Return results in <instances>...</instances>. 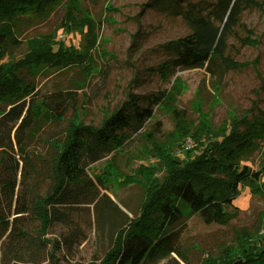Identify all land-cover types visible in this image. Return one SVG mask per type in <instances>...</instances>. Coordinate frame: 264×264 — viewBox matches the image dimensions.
<instances>
[{"label":"trees","instance_id":"1","mask_svg":"<svg viewBox=\"0 0 264 264\" xmlns=\"http://www.w3.org/2000/svg\"><path fill=\"white\" fill-rule=\"evenodd\" d=\"M263 6L264 0H213L206 14L189 6L182 14L190 31L164 44L172 58L159 67L162 74L168 77L177 68H203L212 76L224 77L237 68L226 53L230 35L238 25L244 26L242 13ZM60 7L64 13L59 29L82 24L70 0H0V245L28 240L35 220L44 236L53 223L70 225L82 205L94 206L100 228L107 210L126 216L101 188L107 189V183L91 174L90 167L109 153L122 151L153 116L152 108L140 106L132 95L100 126L70 118L57 131L47 132L48 125L64 122L67 106L76 102L78 90L94 76L76 58L82 51L71 53L74 57L65 54L58 30L26 33ZM86 22L90 27L89 18ZM242 42L252 44L249 38ZM14 48L24 49L16 56ZM42 67L77 71L67 86L57 82L43 93L24 75L25 71L35 75ZM156 96H150L153 104L164 98ZM261 115L237 120L229 129L205 126L202 133L188 132L186 138L194 147L184 146L181 154H169L162 166L152 169L153 175L143 183L139 213L114 229L111 246L101 259L62 263L56 254L59 245L53 242L50 264H158L184 259L178 227L188 212L199 214L208 224L227 225L239 214L235 200L242 186L252 190L264 186V162L255 169L244 160L259 144L257 139L264 140ZM40 143L45 151L39 149ZM205 261L264 264V234L238 230L234 242L209 253Z\"/></svg>","mask_w":264,"mask_h":264},{"label":"rangeland","instance_id":"2","mask_svg":"<svg viewBox=\"0 0 264 264\" xmlns=\"http://www.w3.org/2000/svg\"><path fill=\"white\" fill-rule=\"evenodd\" d=\"M70 1L77 17H82L81 25L59 29L64 13L60 7L46 22L26 30L28 36L58 30L65 54L74 57L71 53L82 51L76 58L94 75L78 90L76 102L67 106L64 122L48 125L47 132L57 131L70 118L100 126L132 95L140 106H150L153 116L122 151H113L90 167L91 174L107 183V189L101 188L126 216L107 210L100 228L94 206L82 205L70 225L53 223L45 236L39 221L30 218V238L15 246L1 244L0 264H14L18 257V264H50L53 242L59 245L56 254L62 263L101 259L111 246L114 229L139 213L143 183L153 175L152 169L162 166L169 154H181L184 146L194 147L186 138L188 132L202 133L205 126L229 129L237 120L264 117V6L243 12L240 22L244 26L238 25L228 39L226 54L237 68L222 78L203 68H177L166 77L159 67L172 55L164 44L190 31L182 13L192 6L206 14L213 0H160L155 4L152 0ZM246 38L252 44H243ZM23 49L14 48V55H21ZM76 71L72 67H42L35 75L26 71L24 75L48 93L57 82L67 86ZM159 94L163 100L153 104L152 97ZM127 107L132 111L130 104ZM257 140V147L244 156L245 163L255 169L264 162V140ZM39 145L40 150H46ZM160 171L153 172L161 177ZM235 205L239 214L227 225L208 224L199 214L188 212L178 227L185 258L158 264H206L207 255L234 242L238 230L253 236L264 234V186L252 190L243 185Z\"/></svg>","mask_w":264,"mask_h":264}]
</instances>
